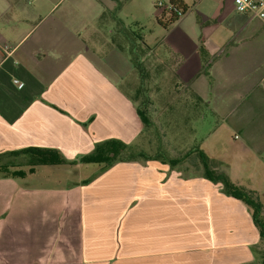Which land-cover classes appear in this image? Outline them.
I'll return each mask as SVG.
<instances>
[{"label": "crops", "instance_id": "1", "mask_svg": "<svg viewBox=\"0 0 264 264\" xmlns=\"http://www.w3.org/2000/svg\"><path fill=\"white\" fill-rule=\"evenodd\" d=\"M156 1L0 0V154L42 148L66 161L32 173L11 169L22 177L0 174V264L263 263L251 210L205 179L201 167L136 160L101 170L79 162L97 143L133 145L143 133L135 99L121 87L135 69L111 39L117 20L126 27L125 6L144 12ZM212 1L221 11L223 0ZM237 15L242 30L255 23L246 37L195 50L201 68L193 80L203 71L202 46L217 85L206 93L203 81L181 83L201 101L214 94L216 109L237 107L243 119L260 120L264 53L238 49L264 35V25ZM129 16L135 25L143 20ZM108 26L114 29L105 41ZM143 43L145 59L154 50ZM179 56L178 71L194 72Z\"/></svg>", "mask_w": 264, "mask_h": 264}, {"label": "rangeland", "instance_id": "2", "mask_svg": "<svg viewBox=\"0 0 264 264\" xmlns=\"http://www.w3.org/2000/svg\"><path fill=\"white\" fill-rule=\"evenodd\" d=\"M184 1L188 6L186 14L166 29L157 23L161 9L155 6L144 12L125 6L120 12L127 34L137 38L134 43L144 40L154 50L148 58H142V76L133 70L121 84L122 89L135 99L137 107L145 112L149 122L133 144L134 149L147 158L179 160L188 170L202 168L196 154L197 149L201 150L208 158L211 170L224 174L235 188L252 193L259 201V217L264 225V119H243L237 107L235 111L227 112L224 107L216 109L218 100L214 94L201 101L181 83L186 80L191 85L203 81L208 93L210 85L215 87L218 80L206 67L208 58L211 59L208 55L205 61L202 60L203 71L199 79L193 80L196 69L201 68V61L197 59L199 55H195L198 45L209 47L211 42L224 43L233 37L240 41L252 31L255 23L241 29L245 20L235 13L233 0H223L221 11L212 0ZM130 14L143 20L135 25ZM112 29L105 28V41L110 39ZM112 40L129 53L127 42L116 36ZM104 45L107 47L108 42ZM242 45L239 44L240 55L245 56L251 51L264 53V35L251 39L250 43L246 40ZM177 56L189 58L184 70L194 72L184 75L183 69L178 71L180 62ZM162 60L172 68L161 65ZM25 158H16L15 168Z\"/></svg>", "mask_w": 264, "mask_h": 264}, {"label": "trees", "instance_id": "3", "mask_svg": "<svg viewBox=\"0 0 264 264\" xmlns=\"http://www.w3.org/2000/svg\"><path fill=\"white\" fill-rule=\"evenodd\" d=\"M168 1L172 5L180 9L182 14L181 16H178L173 11H170L168 14L162 12L160 14V18L164 20V22H161L159 19L157 21L165 29L178 22V20L185 14L187 10V6L181 0ZM115 29L117 33L116 37H119V40L123 39L129 44L130 48L128 55L133 64V68L142 76V58L149 51V47L145 45L143 41L138 44L136 40L137 43H134L135 39H137L136 36H132L131 33H129L128 35L126 27L121 21H116ZM117 44L119 45L121 50H124L119 43ZM199 53L201 54V56H203L204 59L205 54L202 46L199 48ZM137 113L141 119L143 127H148L149 122L145 116V112L137 107ZM196 154L202 164L203 177L214 184H220L222 186L223 192L226 195L243 202L251 210L253 223L259 231L261 240L264 241V225L261 224L259 217L261 213V205L259 201L253 198L252 193L244 191L240 188H235L232 182L224 174L216 173L211 170L209 168L208 158L201 150L197 149ZM18 157H26L19 165L26 166L29 173H32L34 171V167L37 165H59L66 163L59 152L55 150L42 148H26L15 152L0 154V174L12 177L24 176L25 172H23L22 170H11L13 167H16L14 164V160ZM140 159L146 161L158 160L161 162H168L173 166L179 163V160L167 161L162 158H147L141 151L135 150L133 145H127L118 140H107L95 144L93 151L88 155L82 156L79 159V162L84 164H97L101 166V170H105L118 162H130ZM262 264H264V261Z\"/></svg>", "mask_w": 264, "mask_h": 264}, {"label": "built area", "instance_id": "4", "mask_svg": "<svg viewBox=\"0 0 264 264\" xmlns=\"http://www.w3.org/2000/svg\"><path fill=\"white\" fill-rule=\"evenodd\" d=\"M26 2H32L33 0H24ZM234 11L237 14L244 15L249 21H259L264 25V0H233ZM156 9H161V13L168 14L170 11L175 12L178 16H181L182 12L176 6L172 5L169 1L166 3L162 0H158L155 3ZM7 51V48L4 49ZM18 87L22 88L23 83L17 79L12 80Z\"/></svg>", "mask_w": 264, "mask_h": 264}]
</instances>
